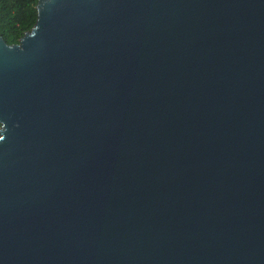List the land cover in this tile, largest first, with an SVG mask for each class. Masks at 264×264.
I'll list each match as a JSON object with an SVG mask.
<instances>
[{"label": "water", "instance_id": "95a60500", "mask_svg": "<svg viewBox=\"0 0 264 264\" xmlns=\"http://www.w3.org/2000/svg\"><path fill=\"white\" fill-rule=\"evenodd\" d=\"M0 35V264H264V0H37Z\"/></svg>", "mask_w": 264, "mask_h": 264}, {"label": "trees", "instance_id": "16d2710c", "mask_svg": "<svg viewBox=\"0 0 264 264\" xmlns=\"http://www.w3.org/2000/svg\"><path fill=\"white\" fill-rule=\"evenodd\" d=\"M37 0H0V35L8 43L17 42L36 20Z\"/></svg>", "mask_w": 264, "mask_h": 264}]
</instances>
